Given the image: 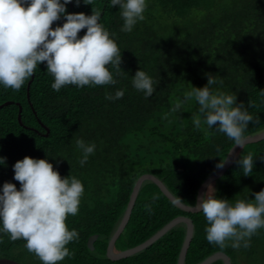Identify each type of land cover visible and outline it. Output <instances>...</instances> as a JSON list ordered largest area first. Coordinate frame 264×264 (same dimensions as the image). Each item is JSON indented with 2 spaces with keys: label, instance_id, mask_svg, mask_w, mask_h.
Instances as JSON below:
<instances>
[{
  "label": "trees",
  "instance_id": "16d2710c",
  "mask_svg": "<svg viewBox=\"0 0 264 264\" xmlns=\"http://www.w3.org/2000/svg\"><path fill=\"white\" fill-rule=\"evenodd\" d=\"M146 5L144 20L131 32L122 31L121 10L110 0H93V5L81 0L78 6L72 0L66 6L68 13L91 15L93 6L101 12L99 22L122 56L120 75L109 66L115 85H67L57 92L46 63L37 66L19 91L0 85V190L5 182L20 188L14 165L25 156L47 159L62 177L74 176L84 186L78 213L66 221L79 238L67 245L70 254L59 264L178 263L184 222L133 255L112 259L106 252L141 175H156L179 200L196 205L202 182L235 145L215 127L203 125L207 135L195 128L193 115L199 108L195 99L171 110L192 87H204L208 74L217 80L212 91L236 96L237 104L253 116L245 136L264 130V0H146ZM64 22L62 16L53 27ZM85 33L86 29L79 35ZM140 69L154 82L155 91L147 98L132 84ZM117 90L124 92L121 99L105 98ZM77 139L95 144L83 166ZM249 153L254 166L245 176L237 161ZM210 185L217 198L230 203L254 199L264 190V138L240 147ZM145 205H150V212ZM182 214L195 226L185 264H197L217 251L227 253L232 264H264V228L251 237L248 248H233L231 242L225 248L210 244L203 213L183 210L150 179L139 190L115 250L140 244ZM92 234H98L93 249L87 244ZM25 245L23 239L12 241L0 221V259L42 264Z\"/></svg>",
  "mask_w": 264,
  "mask_h": 264
},
{
  "label": "clouds",
  "instance_id": "9594fccd",
  "mask_svg": "<svg viewBox=\"0 0 264 264\" xmlns=\"http://www.w3.org/2000/svg\"><path fill=\"white\" fill-rule=\"evenodd\" d=\"M71 2L0 0V85L19 91L42 63H46L47 72L54 77L52 88L57 92L67 85L117 83L109 66L117 75L121 74V51L99 22L101 12L93 6L91 15L68 13L66 6ZM75 2L78 6L81 0ZM83 3L93 5V0H83ZM110 3L121 10L124 32H131L136 23L145 18L146 0H110ZM62 16L63 25L53 27ZM84 29L86 33L81 37L79 34ZM153 83L141 69L132 80L133 87L143 92L145 98L154 93ZM216 83V78L208 74L204 87H192L171 110L175 112L182 104L195 99L199 105L198 113L193 115L195 128L207 135L203 125L207 129L215 127L242 147L247 141L245 131L254 118L243 104H237L236 96L212 91L211 86ZM123 95V90H117L114 95L106 93L105 98L116 100ZM76 146L82 152L79 163L83 166L95 151V144L77 139ZM225 161L221 159L216 167L223 168ZM237 163L245 176L252 173L251 153L243 155ZM14 173L20 188L5 182L0 190L2 231L9 234L12 241H26L27 250L42 264H59L70 254L67 245L79 238L76 230H69L66 221L69 215L78 213L84 186L74 176L62 177L47 159L31 156L17 161ZM196 207L207 221V241L220 248L227 247L228 242L233 248H248L251 237L264 228V190L256 192L254 199L230 203L229 199L217 198L214 187L209 185L208 191L198 198ZM145 208L151 211L150 205Z\"/></svg>",
  "mask_w": 264,
  "mask_h": 264
},
{
  "label": "water",
  "instance_id": "95a60500",
  "mask_svg": "<svg viewBox=\"0 0 264 264\" xmlns=\"http://www.w3.org/2000/svg\"><path fill=\"white\" fill-rule=\"evenodd\" d=\"M20 112H21V107H20ZM19 117H21V114H19ZM246 138H247L246 143L261 140L264 138V130L257 133V134L248 136ZM240 147L241 146H238L235 144L231 148V150L229 151V153L225 159L226 161H225L224 167L218 169L217 171H215L214 173L209 175L202 182V184L199 188L198 198L201 197L204 193H206L208 186L226 171V169L230 165L231 161L233 160L236 151ZM146 179H150V180L154 181L160 187V189L165 193V195H167L176 205H178L183 210H185V211H199L200 210L196 207V205H187V204L183 203L181 200H179L169 190V188L166 186V184L159 177H157L156 175H154L152 173H145L138 178V180L136 181V183L133 187V190L131 192V196H130L128 205L125 209V212L123 214V217L121 218L119 225L117 226L115 232L113 233V235L111 236V238L109 240V243L107 246V252H106L107 256L112 258V259H121V258L130 256V255H133V254L147 248L149 245H151L153 242H155L157 239H159L165 233H167L170 229H172L175 225H177L181 222H184V223H186L187 229H186V234H185V238H184L182 247H181L179 255H178V263L177 264H185L187 252H188L189 246L191 244V241H192V238L194 235L195 226H194L193 220L189 216L183 215V214L172 218L161 229H159L151 237H149L145 241L141 242L140 244L135 245V246L130 247V248H127V249L119 250V251L115 250L116 240L118 239V237L120 236V234L124 230L125 226L127 225L128 221L131 217L137 196L139 194V190H140L143 182ZM97 238H98V234H92L88 238L87 244L91 249L94 248V242ZM218 259L223 260V264H232L230 256L227 253H225L224 251H217V252L211 254L210 256H208L203 261H201L197 264H212L213 262H215ZM0 264H18V263L16 261L9 260V259H0Z\"/></svg>",
  "mask_w": 264,
  "mask_h": 264
},
{
  "label": "rangeland",
  "instance_id": "374dc122",
  "mask_svg": "<svg viewBox=\"0 0 264 264\" xmlns=\"http://www.w3.org/2000/svg\"><path fill=\"white\" fill-rule=\"evenodd\" d=\"M213 186V185H212ZM36 261H33V264H35ZM18 264H22L21 262H17Z\"/></svg>",
  "mask_w": 264,
  "mask_h": 264
},
{
  "label": "flooded vegetation",
  "instance_id": "af4514ba",
  "mask_svg": "<svg viewBox=\"0 0 264 264\" xmlns=\"http://www.w3.org/2000/svg\"><path fill=\"white\" fill-rule=\"evenodd\" d=\"M13 260V259H12ZM13 261H15V260H13ZM18 262V261H17Z\"/></svg>",
  "mask_w": 264,
  "mask_h": 264
}]
</instances>
